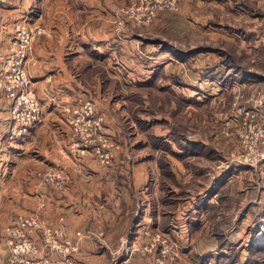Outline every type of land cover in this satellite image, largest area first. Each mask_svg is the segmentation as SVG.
Here are the masks:
<instances>
[{
    "label": "crops",
    "instance_id": "obj_1",
    "mask_svg": "<svg viewBox=\"0 0 264 264\" xmlns=\"http://www.w3.org/2000/svg\"><path fill=\"white\" fill-rule=\"evenodd\" d=\"M128 1L0 0V69L14 35L15 23L23 13L32 12L33 19L46 30L35 41L31 54L39 62L30 69L42 104L43 121L31 126L25 136L12 133L9 104L0 98V115L7 113L4 118L0 116V264H4L9 255L7 227L15 225L20 214H38L47 223L62 228L65 235L61 241H71L75 247L70 254L73 264H113L116 252L123 257L119 258V264H125L129 257L124 252L134 249L138 251L132 255H143L140 264H155L157 253L143 250L150 242L143 229L159 228L156 226L161 217L167 215L163 210L165 199L178 193L173 184L170 188L174 193L170 196L162 188L158 156H166L178 178L186 182L190 190L185 192L183 202L189 205L194 196L188 193L191 191L192 194L193 183L200 178L199 173L192 171L194 166L218 155L219 149L209 146L208 139L192 135L187 139H200L206 146L184 156L175 153H182L184 149L174 140L171 153L145 146L146 151L142 148L131 150L133 161L127 165L113 162L103 165L93 154L77 157L70 152V131L64 107L85 97L94 99L97 112L104 116L103 136L112 140L113 134L119 133L113 122V91L122 88L125 91L122 101L128 106L126 93L137 86L149 88L160 71L166 70L171 63L178 64L177 83H172V87L175 91L183 86L190 90L189 107L204 100L209 89L213 92L215 84L203 79V85L182 84L183 74H189V79L195 80L199 68L193 65L182 72L183 62L173 56L172 49L162 45L165 39L173 38L178 43L189 37L192 45L220 38L236 39L254 59L264 58V13L261 8L252 10L241 0L192 1L184 3L178 11L162 13L143 29L128 24L118 30L116 12ZM238 21L250 22L253 28L249 35L252 32L254 35L243 39L246 29L240 30ZM212 56L211 51H200L190 56L188 62ZM262 76L255 80L263 82ZM245 77L246 81L251 79ZM120 82L126 86H117ZM226 90L227 85L218 89ZM259 111L264 115V106ZM133 127L137 129L136 125ZM110 150L113 154V148ZM51 169L62 170L68 178L63 188H58L54 180H45L43 174ZM230 176L221 174L212 187L209 184L198 191L199 195L205 196L210 189L214 192L208 196V202L216 203L213 196L220 189V183ZM197 201L192 203L189 214L183 216V223L172 225L171 220H176L173 216L167 227L175 236L183 234L184 244L191 247L198 246L192 236L194 229L205 236L211 231L209 206L198 211ZM177 208L184 209L185 205ZM30 235L41 249L35 257H65L59 250L44 246L40 231L31 230ZM210 240L212 247L217 245L216 239ZM198 241L204 246L209 243L208 239Z\"/></svg>",
    "mask_w": 264,
    "mask_h": 264
},
{
    "label": "rangeland",
    "instance_id": "obj_2",
    "mask_svg": "<svg viewBox=\"0 0 264 264\" xmlns=\"http://www.w3.org/2000/svg\"><path fill=\"white\" fill-rule=\"evenodd\" d=\"M136 1L130 0L119 6L115 16L118 30L126 27L128 24H131L133 28L143 29L153 24L162 13L166 11H178L184 3L199 0H182L177 10H159L153 21L144 24H138L134 17H130L128 13L122 10L123 7L131 6ZM241 1L246 6L251 7L252 10L261 8L264 13V0ZM27 12L32 17V12ZM27 12L23 13L20 18L27 15ZM16 23L13 38L15 36ZM249 23L238 21L239 29H246L245 35H241L243 39L254 35L253 32L251 36L249 35L250 29L253 28ZM41 27L43 31L37 33L33 48L37 38L46 31L43 24H41ZM13 38L9 43L6 56L10 52ZM201 38H203L201 40H206L205 37ZM232 40L220 38L215 41H209V43L203 42L197 45H192L189 37L178 43H175L176 41L173 38L162 41V45L169 44L175 47V50L169 49L173 50L172 54L174 57L183 62L181 64L182 72L184 68H192L191 66L193 65L199 68L198 72L195 73L196 78L198 77L195 80H193V77L190 80L189 74L182 75L181 82L183 85L186 82L203 85L202 79L215 84L213 92L209 89L206 95L203 96L204 100H199L198 104H193V107H189L190 90L183 86L181 89L178 87L177 91H175L172 87V83L177 81L178 64L175 63L169 64L166 70H161L159 76L154 80V84L149 86V88L137 86L133 91L127 92L128 106H125L122 101L125 99V91L122 88H119L118 91H113V122L119 133L117 135L113 134L112 140H107L108 146H103L109 152L111 151L110 148H113V154L111 153L110 155V163L127 165L133 161L131 158L134 154L131 155V150L142 148V151H146L144 149L145 146L157 150H169L171 153L170 146H172L173 140L177 144H180L184 140L183 138L189 139L192 135L201 139H208L210 141L209 146L224 150V152L217 150L218 155L212 157L211 161L204 163L200 161L194 166V170L192 171L199 173L200 178L193 183L192 188H194V191H192V194L191 191L188 193L194 196L192 203L203 197L199 195L198 191L209 184L212 187L221 174L224 176L227 174L231 175L230 179L224 183H220V189L213 196L217 199L216 203L210 202L208 205L211 227L209 235L198 234L194 229V235L192 236L196 239L195 241L198 243V246L191 247L188 244H184L185 241L182 240V237L184 239L185 236L183 234L175 236L169 230L170 228L167 229L169 225L168 221L171 220V217L175 216V219L178 220L177 223H175L176 220H173L174 222L171 220L172 225L183 223L185 220L183 216L186 213L189 214V211L192 209V203L187 205L183 202L184 195H187L185 192L190 189L185 185L186 182L181 181L180 177L178 178L167 157L162 154L158 156L157 162L162 168L160 180L162 188L166 191L167 196H170L168 195V191L172 190L169 187L173 184V187L177 188L178 193L174 194L173 198L170 197L171 200L170 198L165 199L167 202L164 203L163 207L165 209L163 210L167 211V215L166 217H161L160 224L156 226L159 228L151 226L143 229V233L150 238L149 244L145 245L143 250L157 253L155 264H158L159 259L162 257V249L166 245L172 246V248L163 256L164 264H246L250 256V250L247 245L254 231L257 229V225L260 228L258 235L264 232V115H261V111H259L264 106V81L255 80L258 77L254 75H249V78H251L249 81L244 80L247 78L243 74H236L233 78L229 77L234 69L240 70L241 68L257 72L259 76H264V58L263 60L254 59L253 56H250L252 55L251 53L245 52L247 49L244 46L242 47L238 40ZM179 45L184 50L198 45H209L214 48L209 50L213 52V56L210 58L204 57L200 60L194 59L188 62L189 57L193 54L185 57L179 56L181 53L177 49ZM33 48L29 56V60H31L28 66L29 73L31 67L39 62L31 54ZM215 48H218V51ZM247 54H250V57ZM33 60L35 63L32 62ZM244 83L246 86L243 85ZM31 84L35 89L32 77ZM120 85L126 86L122 82L117 86ZM226 85L228 86V90L218 91L220 87ZM35 91L39 98L36 89ZM1 97H3L2 99H6V102L9 104L8 118L11 121L10 129L13 131L12 133L25 136L29 132L30 127L25 133H18L19 125L11 117L12 100L4 90L0 91ZM83 99H90L95 103L92 97H85ZM124 110L126 112L122 115L121 113ZM230 112L235 115H231ZM226 113L229 115L227 116ZM6 115L7 113L3 112L0 116L4 118ZM66 116L70 131V152L77 157L79 155L89 156L93 154L99 164L106 165L107 163H102L99 154L93 151L92 145L85 146L84 142L81 141V147L75 150L74 144L78 141L79 136L75 134L73 126L70 124L67 112ZM43 119L44 115L42 113V121ZM134 124L137 129L133 127L135 126ZM152 135L157 137H153ZM158 136L161 138L160 140H158ZM162 140L164 141L162 142ZM83 148L85 149L84 152L82 151ZM255 148L258 151H255ZM179 205H185V208L178 209ZM35 229L40 231L41 237L44 238L43 229ZM155 234H163L167 238V241H155ZM212 238L217 241V245H214V247H212L213 244L210 240ZM200 239L202 241L208 239L210 244L207 243L204 246L201 241L199 243L198 240ZM137 251L134 249L124 252L129 257V261L125 264L141 263L140 257L143 256L142 254L136 253L132 255ZM10 256L11 251L9 248V255L4 264H7ZM131 256L133 257L131 258ZM117 258L118 263H115ZM119 258L123 257L120 256V252H116L113 255V264H119ZM260 259L264 261V256H260Z\"/></svg>",
    "mask_w": 264,
    "mask_h": 264
},
{
    "label": "built area",
    "instance_id": "obj_3",
    "mask_svg": "<svg viewBox=\"0 0 264 264\" xmlns=\"http://www.w3.org/2000/svg\"><path fill=\"white\" fill-rule=\"evenodd\" d=\"M182 0H137L131 6L123 7L122 10L134 17L138 24L151 22L157 16L159 10H177ZM43 31L41 24L28 14L20 18L16 23L13 44L10 52L0 69V91H6L12 100L11 117L19 125L20 134L25 133L29 127L42 121V107L35 89L31 84L28 66L30 51L37 33ZM33 63L34 60L32 61ZM68 113L70 124L76 135L79 136L75 142V150L79 149L80 142L85 146L92 145L93 151L99 154L102 163L110 162L111 153L104 149L108 141L104 138V116L97 112L96 105L90 99H83L74 105L64 107ZM83 139V140H82ZM89 143H86V142ZM103 149V150H102ZM258 151L257 148L254 149ZM84 152L85 149L83 148ZM45 180H54L58 188H63L66 175L60 169H51L43 174ZM35 228L43 229L44 246L59 250L64 254L62 259L37 258L34 255L40 252V246L30 235ZM8 244L11 256L7 264H73L70 254L75 249L71 241L63 243L61 238L65 235L62 228L47 223L38 214L26 216L20 214L15 225L7 227ZM154 240L167 241L163 234H155ZM172 246L166 245L162 249V257L158 264H164L163 256L169 252Z\"/></svg>",
    "mask_w": 264,
    "mask_h": 264
},
{
    "label": "trees",
    "instance_id": "obj_4",
    "mask_svg": "<svg viewBox=\"0 0 264 264\" xmlns=\"http://www.w3.org/2000/svg\"><path fill=\"white\" fill-rule=\"evenodd\" d=\"M164 47L166 48H172L175 49V47L173 45H164ZM179 51H181V53L179 54L182 57L188 56V55H192L194 53L200 52V51H209L214 49L213 47L209 46V45H198L196 47H192L188 50H184V49H179L177 48ZM218 51V48H215ZM238 74H243L245 76H249V75H254L259 77V75L255 74V72H251L247 69H234V71L230 74V78H233L235 75ZM153 137H157L155 135H152ZM161 138H159L158 136V140H160ZM164 140H162L163 142ZM179 146L181 148L184 149V152L179 153V152H175L178 155H186L189 154L190 152H196L197 149L203 148L206 146V144H204L201 140H197V141H190L187 139V142H183L181 141V143L179 144ZM170 150L173 151V147L170 146ZM169 187V186H168ZM170 188V187H169ZM171 191V192H170ZM168 191V195H170V193H174L173 190ZM214 191L212 190H208L207 194L205 196H203L201 199H199L197 201V209L198 211H201L203 209H206V206L209 205L210 202H208V196H211V194ZM260 228L259 225H257V229L254 231L249 243H248V249L250 250V256H249V260L246 264H264V261H261L260 256H264V232H262L261 234L258 235Z\"/></svg>",
    "mask_w": 264,
    "mask_h": 264
}]
</instances>
